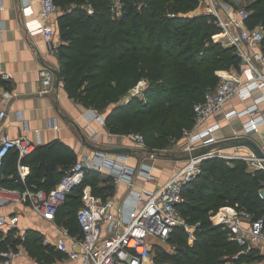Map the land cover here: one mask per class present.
<instances>
[{"label": "trees", "instance_id": "obj_1", "mask_svg": "<svg viewBox=\"0 0 264 264\" xmlns=\"http://www.w3.org/2000/svg\"><path fill=\"white\" fill-rule=\"evenodd\" d=\"M75 1L76 9L65 10L58 19L60 78L66 93L102 113L110 133L141 135L151 152L171 147L182 138L184 129L193 127L194 106L204 100L208 90L217 87V71L240 69L242 61L235 50L213 40L221 31L215 18L189 16L201 0H121L119 14L113 12L112 0ZM85 3L92 7V14L82 9ZM249 10L250 27L264 26V0ZM143 79L148 84L145 99L131 96L123 102ZM77 161L74 152L62 143L37 146L25 159L31 173L23 183L17 174L18 154L11 152L5 158L0 185L21 191L51 190ZM263 182L264 171L249 170L245 161L220 157L205 161L202 174L184 189L185 203L180 206L183 219L189 225H199L195 243L191 247L184 227L178 226L168 241L176 253L152 247L155 261L256 264L262 260L256 249L234 259L241 246L211 218L226 206L244 208L255 218L264 217V202L258 196ZM88 185L103 200L115 191L113 177L103 180L102 174L87 172L83 184L68 195L57 213L65 214L64 223L76 235L82 234L77 213ZM12 236L0 242V250L15 243ZM24 245L35 257L48 250L35 231L28 232Z\"/></svg>", "mask_w": 264, "mask_h": 264}, {"label": "built area", "instance_id": "obj_2", "mask_svg": "<svg viewBox=\"0 0 264 264\" xmlns=\"http://www.w3.org/2000/svg\"><path fill=\"white\" fill-rule=\"evenodd\" d=\"M205 2L206 14L214 17L221 28L222 33L217 37L218 40L226 47L234 49L242 63L239 70L217 71L216 75L219 78L217 87L208 90L204 100L195 104L194 116L197 130L190 133L185 132L188 142L179 149L184 153L183 156L217 141L230 138L218 137L219 124L206 126L208 119L214 115L225 113L228 121L235 117H248L242 129L235 131L231 137H248L254 140L252 136L259 133L264 124V116L261 113V105L264 103V52L262 51L264 27L261 25L250 27L251 13L245 7L240 6L239 2L235 5L222 0H205ZM115 7L118 11L116 13H119L122 9L121 0H117ZM57 10L58 6L54 0H41V8L37 17L25 24L31 34L41 33L44 36L51 53L55 52L57 46L54 42L55 27L50 22V18ZM24 13L29 16L33 10L27 6L24 8ZM89 13L92 14L93 10ZM3 30L4 28L0 27V35ZM40 74L42 80L38 95L43 96L54 88L56 76L48 68H44ZM0 79L3 81L12 79L11 73L6 72L1 65ZM61 83L60 79L59 86ZM146 85L147 81L141 80L130 91V96L145 99ZM19 95L15 90L5 89L0 93V101L7 104L18 99ZM235 99L242 102L251 100V104L241 111L231 109L225 112L226 105ZM93 112L97 121L101 125H106L105 117H102L97 110ZM6 116V110H0V121ZM126 138L132 141L133 146H129L132 151H149L141 135L133 134ZM36 148V145L26 136L12 137L0 127V177L5 158L9 153L15 152L18 154L17 174L25 183L31 173V167L25 163V159L32 155ZM240 148H231L233 150L229 153H226L228 149H216L208 154L186 160L182 166L172 172L164 185L153 191L146 188L142 191L134 189L136 177H141L145 185L156 180L151 165L144 163L136 170L128 165L127 154L118 153L115 158H108L103 154L88 156L77 161L51 190L26 189L21 191L0 185V208L16 209L30 205L44 219L54 221L68 195L83 184L88 171H96L104 176L109 175L113 177L117 186L121 181L127 182L132 192L121 207L116 208L112 199L102 201L89 191H84V204L77 213V221L82 234L72 235L69 231L63 230L56 239L57 249L66 254L69 259L80 261L82 264H173L171 262L157 263L151 249L156 242L168 244L170 236L178 226L184 227L188 234V244L191 247L194 245L199 225H189L181 215L180 206L185 203L184 189L202 174L203 163L220 157L228 161H245L251 171H264L262 159H258L249 148V154H241L239 153ZM169 155H172L170 149H163L159 152H152L151 157L154 159L158 156ZM258 196L264 202V182L259 189ZM211 219L214 225L227 229L230 239L241 246V250L234 256V259L249 253L253 250V244L264 238V217L255 218L253 213L244 208L222 207ZM18 221L15 213H0V231L15 230ZM19 237L21 241L25 240L24 234H20ZM44 242L49 243L47 239ZM17 256L18 254L8 249L1 253L0 264H15Z\"/></svg>", "mask_w": 264, "mask_h": 264}, {"label": "crops", "instance_id": "obj_3", "mask_svg": "<svg viewBox=\"0 0 264 264\" xmlns=\"http://www.w3.org/2000/svg\"><path fill=\"white\" fill-rule=\"evenodd\" d=\"M230 1L233 2V5L236 2H239L240 6L244 4V0ZM61 2L56 3L58 10L50 18V22L55 27L54 42L57 46L55 52L51 53L44 36L41 33L31 34L25 26L27 21L37 17L41 8V0H0V27L4 28L0 35V65L12 75L10 81L0 79V93L8 89L15 90L20 94L18 99H14L7 104L0 101V110L5 109L7 112L6 118L0 121V127L12 137L26 136L36 147L54 142L62 143L74 152L78 161L98 154L115 158L118 153H114L112 150L119 147H131L133 146L132 141L126 136H116L110 133L106 125H101L97 121L93 112L94 109H89L70 98L62 83L59 87H55L54 82V88L50 93L43 96L38 95L41 88V71L44 68L51 71H60L59 48L61 39L58 32V19L64 14L65 10L73 12L77 7L75 0L65 4H61ZM27 6L33 10V13L29 16L24 13V8ZM233 7L236 8L237 6ZM82 9L88 13L93 10L87 3L83 4ZM250 13L252 12L250 11ZM130 95L129 92L126 100L131 97ZM250 104L251 100L242 102L235 99L226 105L225 112L231 109L241 111ZM261 113L264 116V103L261 105ZM100 114L102 117L104 116L102 113ZM247 120L248 117H235L228 121L224 113L212 116L208 119L206 126L219 124L220 130L217 135L231 137L235 131L242 129L243 123ZM96 135L98 136L94 139ZM252 138L261 148H264V124L260 128V132L255 133ZM232 150L228 149L229 152H232ZM141 152L145 155L151 153V151L142 150L140 152L137 150L132 151V153L127 154L128 165L136 170L144 163L151 165L156 180L145 185L141 177H136L134 182L136 191H142L144 188L153 191L164 185L172 172L182 166L184 162L170 159L168 156H158L153 159L151 155L148 158H142L140 157ZM239 153L249 154L250 150L241 147ZM171 154L174 157H184V153L179 150L175 154L171 150ZM107 177L111 176L102 175L103 180ZM86 190L102 201L112 199L116 208H120L132 192L125 181L119 182L118 186L115 184L114 193L106 200L96 196L90 185L84 188L83 193ZM82 203L84 204L83 194ZM0 213H15L17 215L19 221L15 230H17L18 236L20 234L25 235V240L22 242L26 241L28 232L35 231L41 235L43 247L48 249L46 254L35 257L26 248H23L15 259V264H82L80 261L69 259L66 254L56 247V239L63 230L76 235L64 223V213L56 216L54 221L44 219L30 205L20 206L16 209L10 207L0 208ZM45 239L49 241L48 244H45ZM253 249L259 251L262 256V260L256 264H264V238L254 243Z\"/></svg>", "mask_w": 264, "mask_h": 264}, {"label": "rangeland", "instance_id": "obj_4", "mask_svg": "<svg viewBox=\"0 0 264 264\" xmlns=\"http://www.w3.org/2000/svg\"><path fill=\"white\" fill-rule=\"evenodd\" d=\"M222 1H225V2H227V3H232L233 4V2H231L230 0H222ZM259 0H244L243 1V3L244 4H242V6L243 7H245L248 11H250L249 10V6H251V5H254L256 2H258ZM117 4V0H112V7L114 6V9H115V12H114V9H113V12L114 13H116V12H118V11H116L117 10V8L115 7V5ZM116 14H118V13H116ZM189 14V16H194V15H199V14H206V2H205V0H201L200 2H199V6L196 8V10L195 11H192V12H190V13H188ZM222 33V31H220V33L219 34H217L216 36H214L213 38V40H215L217 43L218 42H220L219 40H218V38L217 37H219V35ZM223 46H225L222 42H220ZM139 83V82H138ZM148 85V84H147ZM147 85H146V89H147ZM136 86V85H135ZM134 86V87H135ZM133 87V88H134ZM132 88V89H133ZM131 89V90H132ZM130 92V91H129ZM128 96V95H127ZM127 96H125L124 97V99L122 100L123 102H125L126 101V98H127ZM145 97V96H144ZM106 119V118H105ZM195 130H197L196 129V126H195V124L193 125V127L192 128H188V129H184V131H183V136H182V138H180L179 140H177V141H174L175 143L173 144V145H171V147H169V148H164V149H170V151L172 150V152L175 154V152H178V150L179 149H181L184 145H185V143H187L188 142V140H187V138H186V135H185V132L186 131H188L189 133L190 132H194ZM134 134V133H133ZM133 134H129V135H133ZM129 135H127L126 137H128ZM139 135V134H138ZM225 136V135H224ZM218 137H221L220 135L218 136ZM226 137V136H225ZM145 141V140H144ZM145 144H146V142H145ZM146 146H147V144H146ZM163 150V149H162ZM138 152H140V150H137ZM226 153H229V151L228 152H226ZM152 155V152L151 153H148L147 155H145L144 153H142L141 152V154H140V157H142V158H148V157H150ZM78 210H80V207L78 208ZM17 216V215H16ZM211 221H213L212 219H211ZM18 224V223H17ZM13 234V241H15V243L14 244H12L11 245V247L9 248V249H11L13 252H15L16 254H18L19 255V252H21V250L23 249V248H26L25 247V245H22V244H24V242H22L21 240H20V237L18 236V233L17 232H15L14 230H4V231H0V242L1 241H4V239H6V238H8L9 236H11ZM20 240V242H18ZM151 240H154L153 238H151ZM17 242V243H16ZM22 245V246H21ZM24 246V247H23ZM156 246H158V247H161V249H165L170 255H174L175 253H176V247L175 246H173V245H171L170 243H168V244H164V243H161V242H156L155 243V245H154V247H156ZM8 250V249H7ZM7 250H0V255H1V253H4L5 251H7ZM154 253V255H155V252H153Z\"/></svg>", "mask_w": 264, "mask_h": 264}, {"label": "water", "instance_id": "obj_5", "mask_svg": "<svg viewBox=\"0 0 264 264\" xmlns=\"http://www.w3.org/2000/svg\"><path fill=\"white\" fill-rule=\"evenodd\" d=\"M52 72L56 76L55 81V87L59 86L60 83V71L59 70H52ZM236 147H246L249 148L258 159H262L264 162V150L260 147V145L255 142L254 140L248 138V137H230L224 140L217 141L215 143H212L206 147H203L199 149L196 152H193L191 154L185 155L184 157H174L172 155H169L168 157L170 159L176 160V161H186L191 158H195L201 155H205L210 153L211 151H214L216 149L226 150ZM107 151V150H105ZM112 152L114 153H120V154H130L132 153L131 148L127 147H119L116 149H113Z\"/></svg>", "mask_w": 264, "mask_h": 264}]
</instances>
